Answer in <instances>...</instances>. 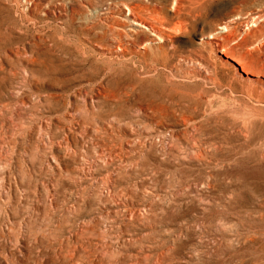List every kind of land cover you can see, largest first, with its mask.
<instances>
[{"label": "rangeland", "instance_id": "obj_1", "mask_svg": "<svg viewBox=\"0 0 264 264\" xmlns=\"http://www.w3.org/2000/svg\"><path fill=\"white\" fill-rule=\"evenodd\" d=\"M71 254L264 264V0H0V264Z\"/></svg>", "mask_w": 264, "mask_h": 264}, {"label": "bare ground", "instance_id": "obj_2", "mask_svg": "<svg viewBox=\"0 0 264 264\" xmlns=\"http://www.w3.org/2000/svg\"><path fill=\"white\" fill-rule=\"evenodd\" d=\"M133 23H134V24H138V25L143 24L142 21H140V20H138V19H135V18H133ZM132 27H134V26H132ZM224 29H225L224 27L219 26V27H218V30L216 31V33L220 32L221 30H224ZM214 34H215V33H214ZM214 34H212V35H210V36H208V37H210V38H216V36H215ZM219 52L222 53L224 56H226V57L232 59L233 61L237 62V63L241 66V69L245 70L243 64L239 63V62L237 61V59H236L234 56H232V55H231V56L228 55V53L225 52V49H224L222 46L220 47ZM52 202L54 203V200H53ZM123 222H124V221H123ZM124 223H128V221H127V222H124ZM60 249H62V247H60ZM72 249H73V250L84 249V247H83V241H81V242L76 243L75 245H73V246H72ZM69 258H70V261H71L73 264H77V263L81 264V262H79L78 257H77L76 254H71V255H69Z\"/></svg>", "mask_w": 264, "mask_h": 264}]
</instances>
